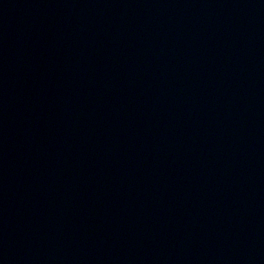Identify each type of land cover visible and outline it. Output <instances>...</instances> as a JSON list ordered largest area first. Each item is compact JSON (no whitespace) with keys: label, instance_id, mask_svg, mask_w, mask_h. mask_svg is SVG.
Masks as SVG:
<instances>
[{"label":"water","instance_id":"1","mask_svg":"<svg viewBox=\"0 0 264 264\" xmlns=\"http://www.w3.org/2000/svg\"><path fill=\"white\" fill-rule=\"evenodd\" d=\"M0 264H264V0H0Z\"/></svg>","mask_w":264,"mask_h":264}]
</instances>
